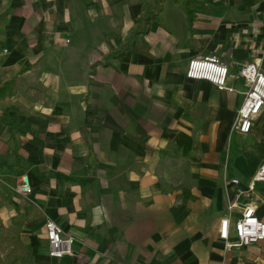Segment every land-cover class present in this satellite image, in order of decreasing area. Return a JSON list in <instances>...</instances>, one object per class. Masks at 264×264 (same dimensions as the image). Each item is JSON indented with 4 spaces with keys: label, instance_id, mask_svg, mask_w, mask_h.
<instances>
[{
    "label": "crops",
    "instance_id": "crops-1",
    "mask_svg": "<svg viewBox=\"0 0 264 264\" xmlns=\"http://www.w3.org/2000/svg\"><path fill=\"white\" fill-rule=\"evenodd\" d=\"M193 1L189 28L177 0H0V178L32 187L1 190L0 225L32 264H264L217 233L247 205L264 222V108L231 130L240 69L264 75V0ZM207 56L232 92L185 77ZM47 220L71 256L49 257Z\"/></svg>",
    "mask_w": 264,
    "mask_h": 264
},
{
    "label": "built area",
    "instance_id": "built-area-1",
    "mask_svg": "<svg viewBox=\"0 0 264 264\" xmlns=\"http://www.w3.org/2000/svg\"><path fill=\"white\" fill-rule=\"evenodd\" d=\"M228 76L226 63L217 56L192 59L185 71V77L189 80L206 81L219 91L232 92L233 89L227 86ZM237 78L243 79L248 89L236 111L231 130L245 135L250 132L264 108V75L260 72L257 64L253 62L243 66ZM231 183L237 185L239 182L233 179ZM259 183H264V162L261 163L248 181L247 192L253 193ZM12 190L18 195L29 196L32 187L27 176H21ZM234 207L235 205L232 204L230 210ZM44 229L50 258L62 259L73 254V239L65 236L56 223L47 220ZM217 233L218 239L223 242L225 250L246 248L264 242V222L256 216L255 207L247 205L242 209L240 217L233 221L229 218H222Z\"/></svg>",
    "mask_w": 264,
    "mask_h": 264
},
{
    "label": "rangeland",
    "instance_id": "rangeland-1",
    "mask_svg": "<svg viewBox=\"0 0 264 264\" xmlns=\"http://www.w3.org/2000/svg\"><path fill=\"white\" fill-rule=\"evenodd\" d=\"M0 204L3 202L2 189H6L8 192L13 193V186L4 185L3 179L0 178ZM2 199V200H1ZM14 230L11 232H5L0 225V264H11L13 259H17V263H22L25 259V251L21 246L19 240L15 239L14 241H6L5 235H13Z\"/></svg>",
    "mask_w": 264,
    "mask_h": 264
},
{
    "label": "trees",
    "instance_id": "trees-1",
    "mask_svg": "<svg viewBox=\"0 0 264 264\" xmlns=\"http://www.w3.org/2000/svg\"><path fill=\"white\" fill-rule=\"evenodd\" d=\"M177 2H179V4H181L186 16H187V20L189 23V28H191L192 25V21H193V8L198 4L196 1L193 0H177ZM159 13L154 17V19L158 18ZM6 92V87H3L0 89V99L4 97ZM18 234V232H17ZM5 240L6 241H14L15 239L19 240V237H10L9 235H5ZM15 238V239H14ZM17 263V259H13L11 264H16ZM23 264H32V259L29 253V248H27V252L25 255V260L23 262Z\"/></svg>",
    "mask_w": 264,
    "mask_h": 264
}]
</instances>
